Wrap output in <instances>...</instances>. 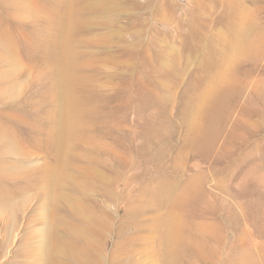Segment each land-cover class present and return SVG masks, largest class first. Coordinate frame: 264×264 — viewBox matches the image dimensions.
Wrapping results in <instances>:
<instances>
[{
	"label": "rangeland",
	"instance_id": "obj_1",
	"mask_svg": "<svg viewBox=\"0 0 264 264\" xmlns=\"http://www.w3.org/2000/svg\"><path fill=\"white\" fill-rule=\"evenodd\" d=\"M71 2L0 0V122L28 130L0 139V164L53 165L24 138L56 120L70 7L83 122L57 198L0 187V264H264V0Z\"/></svg>",
	"mask_w": 264,
	"mask_h": 264
},
{
	"label": "bare ground",
	"instance_id": "obj_2",
	"mask_svg": "<svg viewBox=\"0 0 264 264\" xmlns=\"http://www.w3.org/2000/svg\"><path fill=\"white\" fill-rule=\"evenodd\" d=\"M25 1L26 0H23L24 4ZM71 1L72 0H67V2L70 3V6L73 7V3ZM72 7H70L66 12V14L69 15V18L66 19V22L62 25L58 41L56 42L58 53L53 51L55 58L51 60V64L56 66V68L58 69V73L51 74V78H49L54 81L53 83H51V85L53 84L58 88L57 100H59L60 107H58L59 109L57 110L52 108L47 113L50 114L51 117L54 116L53 119L56 118V120L50 121V126H48V124L44 123V121L42 120H37V132L41 133L42 136L37 137L35 134V137H33L34 135L32 137L28 136L29 141L24 138L27 143H34L35 145L39 146L40 149H45L46 157L50 158V161L53 165L50 167L43 166L38 172L34 171L30 173L29 171L28 173H25L24 168H28L30 164L28 165L27 163H21L20 168H18L16 172L9 171L6 166H3L4 162L2 163L3 165L0 164V187L3 190L1 199L8 200L10 203H13V205H15V197L22 191V187L29 191L35 192L38 190L37 183L39 182L48 197H51L54 194L57 198L59 196V189L61 188L60 186L62 184L67 182L74 183L75 164L77 159H79L76 152L77 137L79 132L83 128V122H81V120L79 119V110H76V108L74 107V102L72 101V93H74L76 89V59L73 53V45L71 44L70 36V30L72 29L73 23L71 20L74 17V10H72ZM240 50H242L241 44L236 43L233 47V53ZM48 75L49 73L47 74V76ZM25 108L27 117H31L32 115H34V113L32 112L35 109L34 104H30L29 107L27 105ZM15 122L13 120H10V122L7 121L6 124L0 122V139L5 136L15 139L14 135L17 136V131L21 132V130H23L24 132H26L27 128H24L20 123ZM43 125L45 126V128L43 127ZM39 128H41V130ZM42 130L44 131V133L42 132ZM25 155L30 156V154L28 153H26ZM87 161L89 162V165L93 160L89 158ZM42 164L44 165L45 163ZM41 166L42 165H40L39 167ZM89 170L96 176L102 177L101 172L96 166H90ZM43 173L44 175H42ZM8 180L12 182L10 186H8ZM56 203L57 201L55 200V204ZM16 217L17 216H13L11 219L13 226L16 225ZM166 219L168 220L167 217ZM62 222L67 223L68 220L62 219ZM168 222H170V224H173L170 220H168ZM165 228L170 234L171 230L168 225H166ZM65 237L68 238L67 241L69 243V247H71L72 252L75 237L74 228H72L70 232L67 231V233H65ZM33 250L35 249H24L23 256H25V259H28V257L29 259L34 258ZM55 254L56 252L53 255L55 256ZM37 261V258L33 259V262L35 264ZM70 263L74 264V261Z\"/></svg>",
	"mask_w": 264,
	"mask_h": 264
}]
</instances>
